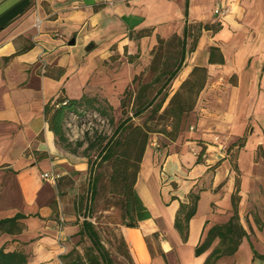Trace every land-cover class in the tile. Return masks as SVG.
<instances>
[{
	"label": "crops",
	"instance_id": "0c3cea01",
	"mask_svg": "<svg viewBox=\"0 0 264 264\" xmlns=\"http://www.w3.org/2000/svg\"><path fill=\"white\" fill-rule=\"evenodd\" d=\"M217 9L226 13L217 15ZM186 24L190 32L192 25L210 29H202L171 95L196 67L206 68L207 78L178 137L159 133L147 147L136 189L152 218L138 228L122 226L121 233L135 264H186V247L192 264L205 263L218 241L199 257L197 246L233 214L236 173L223 149L251 128L237 156L246 178L255 147L264 143V0H0V219L27 216L22 234L1 235L0 249L15 250L12 241L28 235L54 259L61 252L47 245L58 239L55 224L69 221V235L80 230L60 192H79L78 181L90 175L89 158L68 132V142L59 139L46 107L86 96L121 112L125 90L145 67L139 61L158 37L182 36ZM144 30L153 33L136 38ZM128 55L139 57L130 63ZM46 173L57 181L46 180ZM192 194L199 199L184 242L175 222ZM243 202L240 221L249 234ZM236 254L216 264H232Z\"/></svg>",
	"mask_w": 264,
	"mask_h": 264
},
{
	"label": "trees",
	"instance_id": "16d2710c",
	"mask_svg": "<svg viewBox=\"0 0 264 264\" xmlns=\"http://www.w3.org/2000/svg\"><path fill=\"white\" fill-rule=\"evenodd\" d=\"M210 29L209 25L200 26V33L202 29ZM221 27L215 28L219 30ZM153 31H140L136 34V38L149 36ZM200 35V34H199ZM180 43L181 52L180 59L176 67L169 69L163 68L159 72L158 81L165 76H168L164 85L157 91L156 95L150 97L148 90L145 87L143 92L134 90L132 87L139 80L136 76L132 82V86L127 88L121 102L122 119L117 128L111 136H99L95 140L86 138L88 146L84 154L100 147L98 158L101 163H109L111 166L110 174V194L118 197V201L122 210L124 211L123 224L129 228H138L141 222L152 218L151 211L144 204L136 189L138 176L141 171L143 159L147 147L151 141L152 133H160L168 136L171 139H176L182 130V121L184 117L189 114L195 107L198 95L203 88L206 78L207 70L203 67H196L191 76L182 83L180 88L171 95L168 93V88L171 87L173 81L179 75L183 64L185 62L188 50V41L191 37V32L188 24L185 25L182 36H174ZM171 39V38H170ZM161 46H167L172 41L158 37ZM196 45V42H195ZM193 46V49L195 47ZM193 51V50H192ZM138 55H128L129 62L132 63L137 59ZM162 95V100L158 101ZM169 101L168 106L163 109L164 104ZM66 102V104H64ZM109 109H112L109 106ZM151 110L152 116L158 114L161 110L167 122L162 128L151 127L148 124H135L134 119L140 118ZM89 111L99 112L101 115L108 114V109L102 104L98 98H90L84 96L81 100H73L68 98H60L46 107L45 115L51 128L56 133L61 141L68 142L67 120L71 115L81 116ZM114 123L115 119L110 115V119ZM248 135L243 136L238 142L227 149V155L232 158L230 152L236 147L234 153H237L246 145ZM85 140H78L77 147H83ZM77 151V150H76ZM86 155V156H87ZM90 166V190L91 203L98 196L99 178L95 176V162L89 159ZM234 170L240 173L239 167L235 164ZM241 179L237 178L235 184V191L232 195V216L225 224L213 226L207 233L205 240L199 244L195 250L196 257H199L218 241V246L209 255L204 264H216L224 256H233L237 253L243 239L249 234L245 227L241 224L240 219V202H241ZM198 196L191 195L189 203H182L177 213L175 226L181 233L183 241L187 242L189 237V223L197 211ZM90 203V204H91ZM88 206V205H87ZM91 207V205L89 206ZM90 211V208L89 210ZM27 216L18 213L11 218L0 219V237L3 234L20 235L25 229L26 225L23 220ZM63 224L62 221H60ZM81 238L87 237L91 242V247L86 256V264H116L113 260L110 251L106 248L99 229L92 220H84L83 224L77 233ZM122 236V235H121ZM122 244L127 246L124 237H121ZM128 258H131L128 251L125 252ZM71 254L62 256L65 264H78L74 260L69 261ZM255 256L264 259V255L256 252ZM84 259V258H83ZM67 260V261H66ZM81 260V258L79 259ZM0 264H30L29 256L21 250H7L0 249Z\"/></svg>",
	"mask_w": 264,
	"mask_h": 264
},
{
	"label": "rangeland",
	"instance_id": "374dc122",
	"mask_svg": "<svg viewBox=\"0 0 264 264\" xmlns=\"http://www.w3.org/2000/svg\"><path fill=\"white\" fill-rule=\"evenodd\" d=\"M192 26L189 46L187 47L189 52H187L186 58L191 56L193 46L195 45V42H197L200 34L199 27ZM174 36L170 37L171 39L169 38V41H172L169 45L161 46L158 42L157 47L153 49L149 55L145 56L144 61H139L141 66L144 64L145 67L139 74V81L132 87L134 90L143 92L146 87L147 89L145 91L148 90V95L153 97L164 85L168 76H165L158 81L159 72H162L163 68L169 69L171 67H176L180 59L181 46L180 43L178 44L177 39ZM174 87L172 84L171 87L167 89L168 93L171 94L175 90ZM163 96L164 95L159 97L158 101L162 100ZM101 99L104 100L103 98ZM168 103L169 101L164 104L162 110L168 106ZM102 104L108 109V114L114 117V123L109 121L110 115H101L99 112L95 111H89L81 116L71 115L67 120V128L70 130V138H72L74 142H77L78 140L86 141V145L82 147L83 153L88 146L86 138L95 140L99 136H111L122 119L120 111L115 113L113 110L109 109V105H107V102L105 101ZM162 110L155 116H152L151 110H149L145 115L136 118L133 121L136 125L146 123L148 126H155L157 128H162L166 124L170 125V122H167L166 119H164L165 116L163 115ZM186 125L187 123L184 124V126ZM249 133H251V128L248 129L247 135H249ZM158 135L159 133H152L151 139L153 137H158ZM165 146L166 144L162 142L161 147L164 148ZM231 146L232 144H229L228 148ZM228 148L223 149L225 155ZM99 151L100 147L97 146L92 149L88 155L85 153V155L97 165L95 167V176L100 180L98 184V196L96 199L91 203V195L89 194V188L91 186L90 175L85 178L82 177L80 178V181H78V185H76L77 188L75 187V189H79V192L77 190L76 192H71L70 189V193L61 191L60 196L70 198L69 200L66 198L65 202L72 206L73 211L76 214V220L72 222L74 225H78V227L81 228L84 220L90 219L93 221L99 229L102 240L106 248L110 251L116 264H135L132 257L128 258L125 254L126 251L130 254L128 245L124 246L121 241V228L124 226L122 225L124 221V211L120 206L118 197L111 195L109 192L111 166L107 162H100L98 158ZM233 156L232 167L234 169L235 164L238 166L237 153H233ZM220 162L221 161H216L215 167L213 168L217 169ZM159 163H161V161ZM249 171L250 173L246 178H243L241 171L240 173L235 171L236 180L239 177L241 179V201L244 197L242 216L249 231V235L247 236V241L245 243L246 248L236 254L234 259H229L232 264H235V261L238 264H264V259L255 256L256 252L260 255H264L262 254L264 253V248H262V243L264 244V143L255 147V156ZM226 185L227 180L223 181L219 188H223ZM243 189H245V191H243ZM90 205L91 207H89ZM89 208L90 211H88ZM69 224V221H64L62 225L61 222L56 223L55 230L57 232L54 231V233L58 235V239L54 245H47L50 249L55 248L60 250L61 254L57 258L48 259L49 252H46V246L42 249L41 245H39L38 238L37 240L29 241L30 238L28 235H26L21 241L16 239L13 240L14 247H16L14 249L21 250L28 254L30 264H65V260L62 259V256L68 254H71L70 258L67 259L68 262L74 260L75 263L86 264V256L91 247V242L87 237L81 238L77 233L74 235L67 234L66 227ZM4 248L7 249V246ZM188 248L186 247L184 249L185 251L182 258L186 264H192L195 257H193L191 250L189 251ZM80 258L81 260H79ZM172 259L174 258L171 257L170 260Z\"/></svg>",
	"mask_w": 264,
	"mask_h": 264
},
{
	"label": "built area",
	"instance_id": "2783aa9c",
	"mask_svg": "<svg viewBox=\"0 0 264 264\" xmlns=\"http://www.w3.org/2000/svg\"><path fill=\"white\" fill-rule=\"evenodd\" d=\"M216 13H217V14H222V15H224L226 12L223 11V10L217 9V10H216ZM64 104H66V102H65ZM44 178H45L46 180H48V181H51V182H56L57 179H58L57 176H53V175H51V174H49V173L44 174Z\"/></svg>",
	"mask_w": 264,
	"mask_h": 264
},
{
	"label": "water",
	"instance_id": "95a60500",
	"mask_svg": "<svg viewBox=\"0 0 264 264\" xmlns=\"http://www.w3.org/2000/svg\"><path fill=\"white\" fill-rule=\"evenodd\" d=\"M74 42H72V44H73Z\"/></svg>",
	"mask_w": 264,
	"mask_h": 264
}]
</instances>
